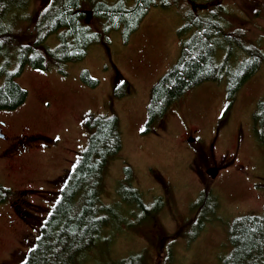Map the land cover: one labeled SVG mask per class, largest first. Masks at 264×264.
I'll use <instances>...</instances> for the list:
<instances>
[{
	"label": "rangeland",
	"instance_id": "obj_1",
	"mask_svg": "<svg viewBox=\"0 0 264 264\" xmlns=\"http://www.w3.org/2000/svg\"><path fill=\"white\" fill-rule=\"evenodd\" d=\"M212 1L199 0L195 9L200 17L221 6L230 30L242 31L264 55V0H216L210 4ZM48 2L29 0L23 17L12 18L11 25L27 37L37 12ZM182 6L189 7L184 2ZM183 17L175 6L153 7L126 44L113 31L109 44L91 45L82 61L64 64L62 73L55 68L43 71L26 66L15 78L26 90L27 99L16 110H0V122L5 124L3 133L10 144L26 137L23 145L32 149L14 160L0 157V187L13 194L0 202V264L23 262L39 223L55 204L64 175L86 148V121L100 116L117 118L123 145L108 163L102 187V200L112 208L105 229L110 241L105 245L107 252L100 246L81 264H121L135 257L142 264H221L231 251L229 226L233 220L243 215L264 216V145L253 131V115L264 102V62L236 94L226 116L214 154L233 162L218 180L203 174V166L192 162L180 137L188 125L199 128L204 141L213 138L216 119L227 106L225 81L203 83L191 90L182 100L186 108L169 110L161 139L143 134L152 87L179 61L195 32ZM87 23L98 30L90 16ZM55 41L53 36L47 44L54 47ZM4 63L5 57L0 55V68ZM15 68L9 65L8 72ZM83 72L98 81L95 88L81 81ZM120 78L128 84V94L121 98L113 92L115 80ZM2 83L0 78V86ZM188 103L194 105L191 110ZM125 167L130 168L129 175L124 173ZM125 175L130 177L128 181H124ZM155 175L170 185L172 197H164ZM129 187L141 192L144 210L155 209L150 217L145 218V211L135 202L122 200ZM206 189L217 197L219 208L202 217L204 222L197 216L196 203ZM25 191L30 210L26 215L16 209L14 200Z\"/></svg>",
	"mask_w": 264,
	"mask_h": 264
},
{
	"label": "trees",
	"instance_id": "obj_2",
	"mask_svg": "<svg viewBox=\"0 0 264 264\" xmlns=\"http://www.w3.org/2000/svg\"><path fill=\"white\" fill-rule=\"evenodd\" d=\"M15 1L0 0V55L5 57L0 68V78H3L0 110L4 111L16 110L27 99L26 90L15 81L26 66L43 71L55 68L62 73L64 64L82 61L91 45L109 44V34L113 31L119 32L126 44L153 7L175 6L188 22V28L192 26L195 32L185 43L179 61L152 87L147 127L162 121L172 104L203 83L225 81L227 109H230L236 94L264 62V55L247 40L246 34L230 30L221 6L212 7L207 15L200 17L201 12L195 9L199 0H115L113 3L49 0L37 12L27 37L20 29H14L11 19L23 17L29 0L14 4ZM183 2L189 5L187 9L182 6ZM89 16L98 30L87 23ZM53 36L56 45L51 47L47 42ZM9 65H15L13 72H8ZM80 79L91 88L98 84L87 72ZM115 81L114 95L120 98L127 95V82L121 78ZM253 120L255 136L264 145V102L258 104ZM86 126L89 130L86 148L64 175L55 204L39 223L37 237L21 264H81L100 246L106 250L105 245L110 242L105 229L110 223L112 208L102 200V187L108 163L122 149L121 129L115 116L90 118ZM129 172L130 168L125 167L124 173L129 175ZM129 179L125 175L124 181ZM124 191L123 201L135 202L137 208L144 210L139 190L129 187ZM12 195L9 189L0 187V202L10 200ZM21 195L19 192L14 196L15 204L21 201ZM196 208L197 216L205 222V216L218 210V199L211 191L203 190ZM28 211L23 206L20 213L26 215ZM144 211L147 218L155 209ZM230 225L231 251L221 264H264V216L243 215ZM139 259L129 258L121 264L131 261L142 264Z\"/></svg>",
	"mask_w": 264,
	"mask_h": 264
},
{
	"label": "flooded vegetation",
	"instance_id": "obj_3",
	"mask_svg": "<svg viewBox=\"0 0 264 264\" xmlns=\"http://www.w3.org/2000/svg\"><path fill=\"white\" fill-rule=\"evenodd\" d=\"M188 94V93H187ZM185 94L182 96L178 101H176L174 104L170 107V112L177 106V108L182 109L186 108V105H184V98L186 97ZM183 102V103H182ZM192 106H194L192 103H188V107H190V110L192 109ZM228 106L224 108V110L219 114V116L216 119V124L213 127V138L211 137V140L208 142L204 141V139L200 136V129L196 127H189L188 125L184 126L182 128V134L180 137L181 141V147L190 152V155L192 157V162L197 165L200 164L203 166L202 172L203 174L206 173V175H209V172L217 171V175L214 179H219L221 177L222 171L226 167H228L232 162L227 161L226 156H221L216 158L214 154L215 145L218 143L219 134L221 132V129L226 125L225 119L227 114L229 113ZM231 107V106H230ZM228 110V111H227ZM169 112V113H170ZM168 114V113H167ZM168 115H166L162 121H160L158 124L151 123L148 127L146 126V121L142 126V131H144L143 134H148L149 136H153L154 138L161 139L162 134L166 130V126L164 123L167 120ZM186 124V122H184ZM5 127V124L0 122V157H8L12 160L15 159V157H22L30 152L32 147L23 145V141L26 139V137L22 138L19 141H16L12 144L8 142L7 136L3 133V128ZM160 131V133L157 131ZM30 149V150H29ZM228 165V166H227ZM197 174H200L201 171L196 172ZM156 180L159 184L163 186L164 190V197H172V189L170 185H168L161 176L155 175ZM21 201H18L15 205L21 210V207L29 205L27 202V198L29 197V193L25 191L22 193ZM167 202V201H166Z\"/></svg>",
	"mask_w": 264,
	"mask_h": 264
},
{
	"label": "water",
	"instance_id": "obj_4",
	"mask_svg": "<svg viewBox=\"0 0 264 264\" xmlns=\"http://www.w3.org/2000/svg\"><path fill=\"white\" fill-rule=\"evenodd\" d=\"M209 175H210V177L212 178V179H214L215 177H216V175H217V171H211V172H209Z\"/></svg>",
	"mask_w": 264,
	"mask_h": 264
}]
</instances>
